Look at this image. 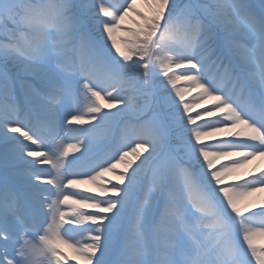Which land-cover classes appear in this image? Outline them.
Returning <instances> with one entry per match:
<instances>
[{
    "label": "snow or ice",
    "instance_id": "1",
    "mask_svg": "<svg viewBox=\"0 0 264 264\" xmlns=\"http://www.w3.org/2000/svg\"><path fill=\"white\" fill-rule=\"evenodd\" d=\"M254 161L264 0H0V264H264Z\"/></svg>",
    "mask_w": 264,
    "mask_h": 264
},
{
    "label": "bare ground",
    "instance_id": "2",
    "mask_svg": "<svg viewBox=\"0 0 264 264\" xmlns=\"http://www.w3.org/2000/svg\"><path fill=\"white\" fill-rule=\"evenodd\" d=\"M184 86L186 87L187 85H184ZM193 95H194V93H193ZM260 167H264V162L254 161L252 164L248 165L247 168L243 171L246 173L248 171H252L254 168L256 170H258ZM249 201H251V202L262 201V204H264V192H258V193L253 194V196L249 198ZM67 251H68L70 256L73 257L75 255V253L72 251L71 248H68Z\"/></svg>",
    "mask_w": 264,
    "mask_h": 264
},
{
    "label": "rangeland",
    "instance_id": "3",
    "mask_svg": "<svg viewBox=\"0 0 264 264\" xmlns=\"http://www.w3.org/2000/svg\"><path fill=\"white\" fill-rule=\"evenodd\" d=\"M191 102H194V101H191ZM86 186H88L87 184H85ZM94 186V185H93ZM250 203H255V204H261V202L262 201H260V202H258V203H256V202H251V201H249Z\"/></svg>",
    "mask_w": 264,
    "mask_h": 264
}]
</instances>
